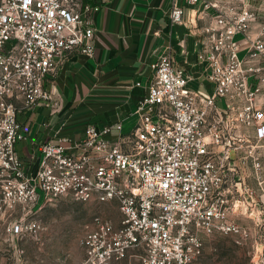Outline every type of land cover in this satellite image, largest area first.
<instances>
[{
  "label": "built area",
  "instance_id": "1",
  "mask_svg": "<svg viewBox=\"0 0 264 264\" xmlns=\"http://www.w3.org/2000/svg\"><path fill=\"white\" fill-rule=\"evenodd\" d=\"M102 1L0 0L2 203L21 206L19 230L33 236L43 229L33 216L40 202L115 203L117 226L101 215L84 225L81 264H108L130 249L141 264H192L206 237L250 235L237 215L264 216V0H186L200 1L196 58L210 92L188 87L167 51L151 64L132 128L120 122L112 135L111 125L88 123L70 145L44 142L29 174L17 112L52 106L48 79L94 55ZM182 12L173 3L170 24Z\"/></svg>",
  "mask_w": 264,
  "mask_h": 264
},
{
  "label": "crops",
  "instance_id": "2",
  "mask_svg": "<svg viewBox=\"0 0 264 264\" xmlns=\"http://www.w3.org/2000/svg\"><path fill=\"white\" fill-rule=\"evenodd\" d=\"M173 3L183 12L180 22L170 24ZM199 8L200 1L103 0L94 15V55L62 63L48 79L52 106L17 112L25 137L17 145V153L26 172H35L42 143L70 145L84 137L88 123L111 125L112 135L117 134L114 126L120 122L123 131L132 128L137 103L147 93L151 64L167 51L174 64L189 75L188 87L209 93L212 86L196 58L201 39V22L196 19ZM45 205L51 204L40 202L34 207L44 229ZM40 241L44 243L46 238Z\"/></svg>",
  "mask_w": 264,
  "mask_h": 264
},
{
  "label": "rangeland",
  "instance_id": "3",
  "mask_svg": "<svg viewBox=\"0 0 264 264\" xmlns=\"http://www.w3.org/2000/svg\"><path fill=\"white\" fill-rule=\"evenodd\" d=\"M243 173L247 174L248 169ZM42 210L46 214L45 229L35 236L22 233L19 227L25 219L23 210L21 206L8 208L2 203L0 177V264H81L85 258L80 243L84 225L94 215L110 219L115 226L120 219L115 203H81L62 198ZM36 214L33 216L37 217ZM235 220L247 227L250 235L246 238L208 236L201 256L192 264H264V216L251 219L239 214ZM41 238L46 241L41 243ZM140 256L141 251L130 249L122 259L108 264H141Z\"/></svg>",
  "mask_w": 264,
  "mask_h": 264
}]
</instances>
